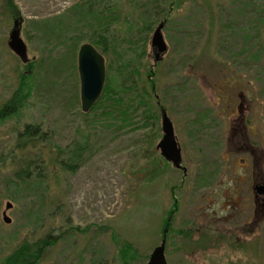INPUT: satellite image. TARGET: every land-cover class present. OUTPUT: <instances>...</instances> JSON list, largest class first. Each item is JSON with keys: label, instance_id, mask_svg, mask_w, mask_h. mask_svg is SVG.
<instances>
[{"label": "rangeland", "instance_id": "374dc122", "mask_svg": "<svg viewBox=\"0 0 264 264\" xmlns=\"http://www.w3.org/2000/svg\"><path fill=\"white\" fill-rule=\"evenodd\" d=\"M172 1L137 0V10L130 0H96L105 15L117 3L122 16L150 15L152 26L145 37L141 21L128 18L134 29L119 22L115 46L103 54L89 42L98 22L71 16L84 0H13L16 17L0 0V106L28 71L7 46L15 19L35 62L25 108L0 123V264L47 234L63 237L41 264H120L113 235L132 247L130 264H146L168 219L167 264H264V204L251 190L264 183V0ZM153 5L170 11L157 61L150 39L165 16L154 20ZM83 43L105 59L100 97L107 85L122 99L113 119L81 110ZM144 91L151 99L140 98ZM161 109L174 124L185 176L156 149ZM26 124L46 131L59 160L83 149V164L75 173L54 165L48 184L15 188L11 146Z\"/></svg>", "mask_w": 264, "mask_h": 264}, {"label": "trees", "instance_id": "16d2710c", "mask_svg": "<svg viewBox=\"0 0 264 264\" xmlns=\"http://www.w3.org/2000/svg\"><path fill=\"white\" fill-rule=\"evenodd\" d=\"M129 3L133 8L138 7L137 0H130ZM163 3H169L170 7L171 5H174L172 0H163ZM7 6L10 10V14L13 17H16L18 12L16 7H14L15 4L13 3V0H7ZM82 6H84V8H81ZM95 6L96 0H84L82 5L76 4V10L79 9L77 13L74 12L73 9L71 10V16L74 17L75 14L79 17L82 16L86 19H92V21L94 20L98 22V25L92 32L91 38H89V42L98 47L103 54H108L115 46L113 43H116V38L113 33L115 30H113V27L119 24V22H124L127 24L129 23V28L132 29L134 27L133 22L139 23L141 19L139 17L138 20L135 19L132 14L122 16V11L120 10L121 8L118 7L117 3L107 6L106 15L104 14L103 10L98 11L96 8H94ZM97 6H99V4ZM152 11L153 12L151 15L153 18H155L154 20L161 18V15L165 16L164 20L162 21L165 25L170 11L167 14V11L165 12L163 7L158 9L156 5L152 6ZM141 15L143 16V14ZM149 17L150 15L145 16V19L140 22L141 27H138L140 32H142L145 37L152 30ZM128 18L133 21L132 24ZM131 29L128 31L130 32ZM34 63L35 62L29 59L28 62L24 64L26 70L28 69V71H24L19 74V83L15 88V91H13L12 95L8 98V101L6 100L7 102L0 106V123L16 118L25 108L28 101L27 99H29L30 93L32 91L30 89L32 87V77L35 73L33 71ZM150 89H152V92L154 91L153 82L151 83ZM148 96L151 99V95L144 91V94L140 95V98L144 99V97L148 98ZM121 101L122 99L118 96V92L114 93V91L110 90L109 87L105 85L102 97H100L93 105L90 112L100 109L101 112L98 115H101L103 119H113L116 109L123 107V103ZM143 101L141 100V102ZM127 108L128 107L122 109L120 113L125 115ZM85 116H88V114L85 113ZM15 139L14 145L11 146L13 149L11 150L13 155L12 163H16V169L12 175L11 182L15 188H20L22 185L24 186L28 183L33 184L35 182L48 184L50 182L48 176L50 173L49 171L53 170L54 165H60L62 172L75 173L80 165L84 162L83 149L76 148L72 149L73 151L70 153V157L68 159L59 160V155L54 154L52 149L47 145L48 142L51 143L49 135L38 125H24L22 130L17 133ZM26 150H28V152H34L33 154L29 153V156L27 157H23ZM64 151H68V148ZM57 152L58 154L64 153L61 151V149H59ZM45 193H48L47 188L44 189V193L42 195ZM168 222L170 223L169 219L165 222L162 232V239L165 238L167 234L165 229L168 227ZM73 230L76 232L79 231V228L76 227L73 228ZM65 233L66 232H64V234ZM62 237L63 235L52 238L50 234H47L45 237L40 238L33 243L23 242L10 255L5 257L1 264H41L42 258L44 257L47 249L51 246H55L57 241H59ZM113 241L116 243L118 249L120 264H130L132 259L131 255L134 253L132 247L126 243L121 244L114 235Z\"/></svg>", "mask_w": 264, "mask_h": 264}, {"label": "water", "instance_id": "95a60500", "mask_svg": "<svg viewBox=\"0 0 264 264\" xmlns=\"http://www.w3.org/2000/svg\"><path fill=\"white\" fill-rule=\"evenodd\" d=\"M22 21L21 18L13 21V26L7 38V46L22 63L26 64L29 58L26 45L20 36ZM163 26L164 22L158 24L150 40V46L153 49L156 61L167 50V45L161 32ZM77 66L80 81V106L83 113H88L102 94L105 81V59L93 45L83 43L78 48ZM160 125L162 137L156 145V149L161 155L160 157L170 163L173 168L185 172L186 168L182 166V156H180L181 149L174 134V124H172L165 110L161 111ZM252 191L253 195H261L264 198V183H254ZM10 207L11 204L7 203L6 208ZM3 217L6 223L10 222L9 218ZM164 250L165 238L151 252L146 264H167Z\"/></svg>", "mask_w": 264, "mask_h": 264}, {"label": "flooded vegetation", "instance_id": "af4514ba", "mask_svg": "<svg viewBox=\"0 0 264 264\" xmlns=\"http://www.w3.org/2000/svg\"><path fill=\"white\" fill-rule=\"evenodd\" d=\"M238 100H239V102H243L244 101V96L243 95H238ZM239 108H238V110H240L241 108H242V106H243V104H239ZM237 110V112L238 113H240V111H238ZM161 111H162V109H161ZM244 121V119L242 120V122ZM244 123V122H243ZM245 124V123H244ZM168 163V162H167ZM170 164V163H169ZM182 171V170H181ZM183 172V171H182ZM187 173H186V171L185 172H183V175L185 176ZM252 190V189H251ZM252 196H253V199H254V203L255 204H257L258 202H260V203H263L264 204V198L262 197V196H259V195H253V191H252ZM263 204H262V206H263ZM166 230V232H167V230L168 229H165Z\"/></svg>", "mask_w": 264, "mask_h": 264}]
</instances>
